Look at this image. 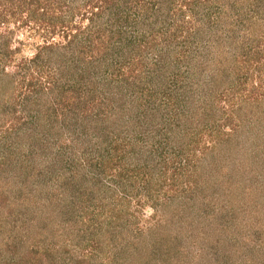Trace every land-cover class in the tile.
<instances>
[{
    "label": "rangeland",
    "instance_id": "rangeland-1",
    "mask_svg": "<svg viewBox=\"0 0 264 264\" xmlns=\"http://www.w3.org/2000/svg\"><path fill=\"white\" fill-rule=\"evenodd\" d=\"M69 1L63 0L60 12ZM212 5L208 18L172 9L158 21H191L182 32L198 36L186 42L189 55L166 60L181 71L199 70L198 91L209 101L208 108H198L178 80L174 88L196 115L190 121L203 130V139L187 147L189 135L162 137V160L155 147L159 135L140 125L149 119L141 112L159 104L160 94L152 104L136 101L124 89V109L102 104L89 114H100L96 119L103 124L91 120L82 126L78 120L74 132L69 125L80 118L68 107L72 99L47 91L44 99L60 122L52 118L53 126L45 128L44 110L42 121L34 118L24 126L31 137L24 135L21 145L15 129L17 82L7 88L0 98L6 111L0 106V264H264V0ZM0 8L8 6L0 3ZM15 18L9 14L0 24L1 33L11 32L10 48H16L4 65L10 73L43 39L33 24L27 31ZM164 26V34L174 32ZM154 28L159 30V23ZM149 41L144 52L126 51L133 59L121 69H131L129 81L154 83L160 92L169 76L142 77L143 67H153L154 58L165 54L159 40ZM106 97L110 102V93ZM46 137L59 140L44 149ZM27 146L34 147L33 159L21 161ZM107 148L118 151L106 155Z\"/></svg>",
    "mask_w": 264,
    "mask_h": 264
},
{
    "label": "trees",
    "instance_id": "trees-1",
    "mask_svg": "<svg viewBox=\"0 0 264 264\" xmlns=\"http://www.w3.org/2000/svg\"><path fill=\"white\" fill-rule=\"evenodd\" d=\"M62 2L63 0H0L1 5L8 6L7 10L0 8V24L10 14L19 17L15 18L16 22H19V27H25L28 31L31 29L29 25L33 24L35 30H40L43 33L41 35L43 37L42 44L36 45V52L32 56L22 58L16 72L10 73L6 71L4 65L9 58H12L16 48H10L11 32H0V98H4L3 95L10 85L13 84L15 88L17 82L19 89L17 92L18 111H16L19 113V117L15 129L19 132V144L24 145L25 142L22 143L24 135L29 137L28 132L22 131L24 126L28 122L33 124L34 118V123L42 121L43 114L41 112L44 110L46 111V117L43 119L46 121L45 128L53 126L52 118L56 119V123L60 122L55 109L50 105L51 103L44 99V94L47 91L49 94L56 91L61 96L67 94V98L72 99V103L68 107L71 111H76L79 115L77 117L80 118H75L76 120L74 119L75 121L69 125L75 132L74 129H79L78 120H82L80 122L82 126H88L91 120L94 122V126L98 122L103 124L104 119H96L100 114L97 112L89 114V111L95 108L101 109L102 104L112 105V102H115L114 105L118 109H124L128 104L126 93L123 97L124 89L128 90V94L131 92L130 96H134L136 101L144 98V101L152 104L159 98L154 95L162 96L159 104L141 112L143 115L149 114V119L140 124L141 127L146 126L148 129L154 130V135H159V138L155 139V147L159 148L158 155L161 156L159 145L163 141H167L169 136L182 134L186 138L189 135L190 139L184 144L187 147L200 143L203 139V130L199 131L197 130L199 128L193 127L194 124L190 120L194 121L193 117L196 115L189 107H186V103H188L186 100L182 105L181 95H177L179 92L174 87L178 86V80L180 82L182 80L181 86L187 85L184 86L185 98L197 105L198 108H208L209 101L205 97V93L199 94L198 91V88L201 87L198 85L200 80L198 75L202 74L199 70L195 71V68L191 69L190 66L189 70L181 71L177 66L178 63L175 62L171 63L169 67V61L166 60L167 57H171L175 61L179 60V57L183 58L186 57V54L189 55L185 51V49H189L186 42L189 43L191 40L195 42L198 36L195 32H185L186 37L182 36L184 28L192 27L191 21L180 17L175 18L176 21L172 22L165 18L167 17L165 14L172 9L173 11L187 9L190 14H194L196 17L208 18L211 16L212 4H218L219 0H70L68 9L60 12L59 8ZM162 16H165L166 21L161 19L158 22L160 18H163ZM75 18H79V21L75 22ZM149 18L154 19L150 22ZM198 21H203V19ZM84 22L86 24L83 26ZM148 22L150 23L147 24ZM156 23H159V30L154 28ZM163 26L166 29H173L174 32L166 34V31L164 34ZM153 31L156 36L153 35ZM56 37H60L63 41H56ZM151 39L159 40V45H162L165 54L154 58V62L151 63L154 68L143 67L141 72L145 73V76L142 77L150 80L154 76H159L161 79L165 75V77L169 76L166 78L169 84L162 86L160 92L159 88L155 90L157 86L154 83H151L154 84L151 86L150 83L129 81L132 78L131 69L128 71L121 69L133 59L132 54L126 51L139 48V50L142 49V52L146 45L151 44L149 41ZM95 52L97 53L94 54ZM198 54L202 55L203 53L199 51ZM148 55H151L150 52ZM150 61H153V57ZM179 72L181 76H178ZM120 81L126 88L119 84ZM115 88H119L120 92H115ZM109 93L111 95L110 102L106 97ZM107 104L106 106H108ZM3 106H1V111L6 112ZM112 110L113 108L110 109V111ZM79 112H84V114H79ZM81 114L83 117L80 116ZM120 115L123 116L121 112ZM137 116L138 114H136ZM94 117L95 121L92 119ZM233 119L241 120L238 117ZM65 132L67 131H63V133ZM233 134H238V130ZM46 138L44 149H48L47 146L50 143H56L59 140L58 138L54 140ZM34 143L38 147L43 145L39 140H35ZM33 149L34 147L27 146L26 150L20 151L22 155L18 159L29 162L30 159H33L32 154L35 151ZM107 149L110 150H104L106 155L118 151L115 148ZM150 153L153 154V152ZM165 154L161 156V160L166 158ZM36 156L42 155L38 153ZM172 161L173 158L167 154V164ZM163 173L160 172V174ZM148 183L150 182L147 180V191L150 188Z\"/></svg>",
    "mask_w": 264,
    "mask_h": 264
}]
</instances>
